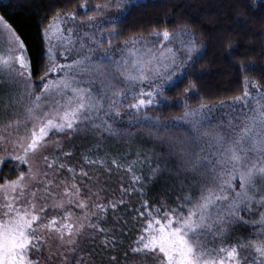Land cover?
<instances>
[{
  "label": "snow or ice",
  "instance_id": "snow-or-ice-1",
  "mask_svg": "<svg viewBox=\"0 0 264 264\" xmlns=\"http://www.w3.org/2000/svg\"><path fill=\"white\" fill-rule=\"evenodd\" d=\"M132 6L133 0H116V14L103 21L112 26L108 36L119 35L115 26L124 19L121 13L126 14ZM112 7L111 3L95 5L96 13L88 15L87 27L103 34V29H99L95 21L102 14L101 9ZM81 8L88 10L86 3H82ZM68 19L74 20L75 12L61 14L57 10L45 30V39L49 41V65L40 78L41 92H27L28 104L22 117L0 123V144L10 142L12 151L8 156L18 162V175L14 179L5 177L0 183V264H42L38 253L42 245L51 247L49 241L52 239L56 247L54 252H49V259L58 255L60 264H95L82 247L83 242L95 234L104 235L103 244L107 248H116V238L109 239L110 230L101 226L108 206L93 203L90 210L87 199L79 198L80 188L75 183L70 188L65 185L61 193L50 190L54 180L48 177L55 175L52 170L57 157L43 155L49 143L46 138L53 131L70 135L79 130L81 124H91L94 130L114 134L113 123L121 117L118 99L131 95L134 102L126 107L136 114L159 100L168 101L166 86L177 87L174 81L180 80L184 70L193 68L203 59L204 45L196 42L195 33L187 26H181L177 30L168 27L153 29L150 35L156 37L164 49L159 55L151 48L136 47L144 40L141 36L125 41L119 59L108 54L111 40L105 49L102 40L93 33L84 32V36H89L91 42L102 49L100 54L93 55L97 49L89 48L87 53H77L75 59L61 64L56 62L50 40L54 36L62 44L72 43L74 28H68L66 36L62 27V22ZM5 27L11 32L10 25ZM174 41H179V50L169 46ZM177 51L181 56H177ZM239 67L246 71L249 66L241 63ZM51 72H62L63 75L46 79ZM84 74L88 76L86 81L80 78ZM21 77L31 78L30 61L23 41L14 36L13 40L6 42V47H0V79L14 81ZM97 78L105 87L104 96L94 95L91 87L83 86L84 83L90 85ZM243 79V92L232 97V102L241 104L247 112L238 123L230 122L227 131L205 127L209 119L206 110L210 111L207 104L201 103L193 108L183 99L197 94L192 81L174 102L182 103L185 109L174 119L187 123L192 135L193 150L181 148L182 166L198 173L202 179L196 181V191L183 197V203L176 208H164L162 212L160 207L152 208L147 200L143 201L144 211H140L139 216L145 217L144 227L134 246H130L131 252L140 257L135 264H148V261L152 264H264V232L246 243L229 246L214 243L217 236L227 231L229 224L243 220L240 212L245 207L251 208L253 203L264 207V90L257 81H249L247 76ZM113 81L123 83L124 87L115 88ZM144 82L149 84L147 91L143 87L138 93L131 91ZM249 85L255 91L250 90ZM101 112L103 118L96 123ZM153 127L166 129L169 125L161 124L160 117H155ZM9 137L13 138L9 140ZM38 154L46 169L34 162ZM4 161L5 157L0 156V164ZM97 162L104 164L105 160L89 161ZM111 163L119 166L116 159ZM21 164L27 165L26 172L19 171ZM58 167L65 166L59 164ZM68 170L73 172L71 168ZM81 172L87 175L83 170ZM133 179L142 178L134 176ZM140 191L143 195V189ZM49 197L53 201L51 208L59 210L62 215L45 212L49 208L46 202ZM73 203L83 210L82 215H74L68 207ZM109 203L112 209L116 208V202ZM120 203H124L123 199ZM260 223L264 225V213ZM209 236L213 237V242L208 240ZM34 253H37L35 258ZM109 259L114 264L116 256Z\"/></svg>",
  "mask_w": 264,
  "mask_h": 264
},
{
  "label": "trees",
  "instance_id": "trees-1",
  "mask_svg": "<svg viewBox=\"0 0 264 264\" xmlns=\"http://www.w3.org/2000/svg\"><path fill=\"white\" fill-rule=\"evenodd\" d=\"M115 1L0 0V14L23 41L30 61L31 77L39 79L49 65L44 31L57 10L61 14L78 12L81 4L86 3L91 5L84 14L88 16L94 14L95 5ZM121 15L124 19L115 26L119 35L113 36L109 52L115 59L120 58L125 41L141 36L144 40L136 47L151 48L159 55L164 49L159 40L150 35L153 29L168 27L177 30L181 26H187L195 33L196 42L204 45L203 59L193 68L184 70L180 80L174 81L177 87L166 86L168 101L157 98L159 103L136 114L126 107L134 102L131 95L118 99L121 117L113 123L114 134L94 130L86 136H74L62 144L64 157L56 154L55 168L60 169L59 164H63L67 166V171L71 168L73 172L54 177L50 175L48 178L54 180L50 190L61 193L65 185L70 188L75 183L80 188L79 198L87 199L90 210L93 203L108 206L101 226L110 230L108 238L114 236L117 244L114 250L107 248L103 244V234H95L92 239L85 240L83 251L91 256L95 264H113L109 259L111 256H116L114 264H135L140 257L131 252L130 246H134L144 227L145 217L139 216V212L144 211L143 201L147 200L152 208L160 207L163 212L164 208H176L183 203V197L196 191V181L202 177L182 166L181 148L193 150L189 125L174 119L185 111L182 103L174 102L189 81L196 85L197 94L183 99L193 108L201 103L207 104L210 111L206 110L209 119L205 127L223 131H227L230 122L236 124L232 117L234 113H239L242 120L247 112L241 104L232 102V97L243 92V78L247 76L249 81H257L264 90V0H133L130 10ZM228 45H231L230 49ZM169 46L180 49L179 41ZM177 56H181L180 51H177ZM241 63L249 66L246 71L240 70ZM113 84L115 88L124 87L123 83L116 81ZM1 86L2 81L0 91ZM140 87L147 91L149 84L144 82L131 91L138 93ZM221 101L224 103L221 104ZM155 117H160L161 124H168L169 127L154 128ZM102 118L103 112L97 123ZM100 159H104L105 163H89ZM112 159H116L119 166L113 165ZM17 163L10 161L3 165L0 182L5 177L14 179L18 175ZM25 169L24 165H20L19 171ZM81 170L87 175H83ZM134 176L142 179L134 180ZM121 199L124 203H120ZM46 202L49 205L45 210L47 214L62 215L59 210L51 208V197ZM109 202H116V208L112 209ZM68 207L76 216L83 213L75 203ZM262 213L264 207L258 204L245 207L240 212L243 220L229 224L227 231L215 239H227L232 244L255 239L256 234L264 232V225L260 223ZM208 240L213 242V237L209 236ZM49 244L51 247L42 245L38 253L42 264H60L58 255L49 259V252L55 251L56 242L52 239ZM36 255L34 253L33 258ZM148 264L152 262L148 261Z\"/></svg>",
  "mask_w": 264,
  "mask_h": 264
},
{
  "label": "rangeland",
  "instance_id": "rangeland-1",
  "mask_svg": "<svg viewBox=\"0 0 264 264\" xmlns=\"http://www.w3.org/2000/svg\"><path fill=\"white\" fill-rule=\"evenodd\" d=\"M115 3L116 1L111 2L113 7L110 9H101L100 11L102 14L98 15L97 20L95 21V23L98 25V28L103 29V34H101V32L96 29H89L87 27L88 25L87 17L88 16H84L86 11L83 10L82 8L80 11L75 12L74 20L68 19L67 21L62 22V27L65 30L66 36L68 35L66 32L68 28H74V33L71 36V41H72L71 44H62L54 36L51 37L50 44L51 46H53V52L55 54L56 62L61 63V64L70 62L72 59H75L77 57V53H87L89 48L97 49L93 53V55L98 56L100 54V51H102V49H99L98 46L94 45L91 42V39L89 36H84V32L93 33L97 39H100L103 41V47L105 49L108 48L107 42L108 40H111L113 42L114 35L108 36L107 33L109 30H111L112 26L109 24L103 23V21L106 20L109 16L116 14V9L114 7ZM87 6L89 10L91 8V5L87 4ZM95 13H96V10L94 14ZM0 17H2V20H0V47H6V42L9 40H13L14 36H17V34L13 31L12 28L10 32L9 29L5 27V25H8V24L6 23L5 19L3 18L1 14H0ZM44 35H45V31H44ZM46 42H47V48H48L49 41L46 40ZM81 44L84 45L83 48L81 47ZM67 49H72V51L67 52L66 51ZM26 56H27V53H26ZM61 75H63L62 72H51L49 73L46 79H56ZM80 78L82 81H86L88 79V76L87 74H84ZM0 81H2V86H1L2 93H0V123H4L8 120H12L17 117H22L24 114V107L25 105L28 104L27 92L30 91L33 94H39L43 87V85L40 82V78L33 79L31 77L30 79H27L25 77H21L14 81H8V80H3V79H0ZM83 86L91 87V90L94 95L104 96L106 94L105 87L101 84L99 78L95 79L90 85L88 83H84ZM249 87H250V90L255 91L254 89H251V85H249ZM107 95L110 97L111 93L108 92ZM13 99L15 100V102H13ZM233 115H232L233 120L236 121V123H238L241 120L240 114L234 113ZM95 122L97 123V119L95 120ZM28 127H31V125L29 124ZM23 130H24L23 127H21L20 129L21 133H23ZM93 131L94 129L92 128L91 124H88V125L81 124L80 129L70 135L65 134V133H57L55 131L50 132L49 137L46 138L49 141V143L46 149L44 150L43 155H47L51 157L53 155L56 156V154H58L57 156H59L60 158L64 157L62 144L66 142L65 140L68 141L69 138H72L74 136H78V137L81 135L86 136L90 132L93 133ZM12 138L13 137H9V140H11ZM11 151H12V144L10 142H5L3 144H0V156L5 157V161L2 164H0V175L2 172L3 165L6 164L7 162L14 161L11 159V157L8 156V153ZM64 151L66 152V148L64 149ZM34 162L38 163L42 169H46V165L41 159L40 154H38L34 158ZM24 166L26 167V169L24 170L26 172L27 165H24ZM55 166L52 170L55 173L54 176L69 173L68 172L69 170L67 171V168H66L67 166L64 165L65 167L63 169L61 168L57 169L55 168ZM214 243L216 245H219V244H223L225 246L232 245V243L228 241L227 239H224V240L215 239Z\"/></svg>",
  "mask_w": 264,
  "mask_h": 264
},
{
  "label": "water",
  "instance_id": "water-1",
  "mask_svg": "<svg viewBox=\"0 0 264 264\" xmlns=\"http://www.w3.org/2000/svg\"><path fill=\"white\" fill-rule=\"evenodd\" d=\"M0 84H1V81H0Z\"/></svg>",
  "mask_w": 264,
  "mask_h": 264
}]
</instances>
